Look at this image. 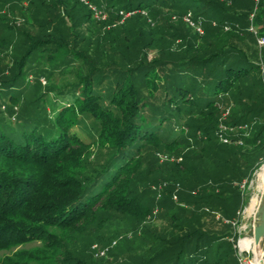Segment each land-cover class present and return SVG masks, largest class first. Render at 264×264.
Returning a JSON list of instances; mask_svg holds the SVG:
<instances>
[{"label":"trees","instance_id":"1","mask_svg":"<svg viewBox=\"0 0 264 264\" xmlns=\"http://www.w3.org/2000/svg\"><path fill=\"white\" fill-rule=\"evenodd\" d=\"M88 1L103 21L81 0L0 13V50L12 47L0 98L21 106L14 123L0 110V250L41 243L0 264H240L239 185L264 160V46L248 30L264 0ZM39 61L75 78L51 101L21 96Z\"/></svg>","mask_w":264,"mask_h":264},{"label":"rangeland","instance_id":"2","mask_svg":"<svg viewBox=\"0 0 264 264\" xmlns=\"http://www.w3.org/2000/svg\"><path fill=\"white\" fill-rule=\"evenodd\" d=\"M81 1L84 3V5L87 6V8L90 10V12L93 15L92 10L84 2V0H81ZM89 2L96 5L100 10H102L104 12V10L102 8H100L99 5H97L96 3L92 2V1H89ZM23 4L24 5L27 4L26 1H23ZM11 6H12V0H0V13L1 14H3V13L8 14L10 12L8 10L9 9L11 10ZM256 6L257 5H255V7ZM260 11H261V9L258 12H260ZM93 17L96 21H103L104 20V19H97V18H95L94 15H93ZM174 20H177V19H174ZM22 23L23 22L18 17L16 20V24L21 26ZM185 24H186V22H185ZM188 27L191 28V26H188ZM10 50H12V47H10L8 50H3V49L0 50V64H2L0 66V80L4 79L5 77H7L8 75L11 74L10 62H12V58L7 57V55L10 54ZM152 53L149 54V57H151ZM3 63H4V65H3ZM47 67L48 66H47L46 62L39 61L34 67L37 69L36 72H33V73H32V71L27 72L26 76H27V80H28L27 81L28 85L23 87L22 92H21L22 97L25 96V98L29 101V100H32L33 97H35L37 94H39V92H41V93L44 92L45 94H47V98H50V101H51V99L55 97V93H56L54 91H50V90H53L52 88L64 85L66 83L69 84V82L75 81L73 74L69 71H67L63 74L57 73L58 75L56 74L54 77H52V79H50L48 77L49 74L45 75L44 72L40 71V68L47 70L48 69ZM35 87H36V89H35ZM15 92H17V91H15ZM8 97H9V95H4V96L2 95V97L0 98V110L3 111V114H2L3 116L8 117L9 119H11L10 121L12 123H14L17 121V117L19 116L21 106L19 104V105L14 106L12 108V104L8 101ZM24 104L26 105V103H22L23 106H24ZM56 109H58V108L56 107ZM46 110L48 112L49 118L52 119V117L54 115L53 114V107L50 104H48L46 106ZM12 115L15 116L14 119H13ZM73 129L81 137H85V139L88 140L87 135H86V133H84L81 126H75ZM240 131L243 132V134L246 136H249L250 134H252L250 126L249 127H242ZM186 134H189V133L187 132ZM156 152H157L158 156H156V157H155V155L153 157L147 156V158L148 157L152 158L150 160V162H152L154 167L157 165L162 166V167L166 166L165 168L160 170V172H161L160 174H167L169 171H166V170L170 169L172 166H171V163L168 164L167 162H165L163 157L165 155H168V153H166V152L162 153L161 150H156ZM170 156H171V160H176L175 154L170 155ZM260 163L261 164L253 170L249 179H247V180L245 179L243 181L244 186L242 187L243 182H241V184L239 185L240 189L242 191L243 205H242L241 210H239V212H238L237 222L234 223V231L238 234V236L235 240V248L237 250V254H238L237 256H238V260H239L240 264L241 263L242 264H249V261H251V259L253 257L252 237L246 236V232L249 229V227L252 225V223L256 219V217H255V213L252 215L248 214L246 212V208L249 206L251 198L253 197V195L256 192V180H255L256 179V172L264 164V160H262ZM158 181H163V178L159 177ZM170 185H168V186H170ZM156 187H158V186L156 185ZM172 190H173V188H172ZM174 193L175 192L172 193L173 198H176V195H174ZM151 202L155 203L154 201H151ZM258 204H257V206H258ZM257 206L255 207V211L257 209ZM154 210H156V209H154ZM155 212H153L154 215H155ZM154 219L156 220L157 224H161V221L158 218L154 217ZM56 231H58V230H56ZM108 232H109V229H106L105 231L100 233L101 236L105 238L102 240V242L104 243V244H102V246H105V247H101L102 249H105V251L107 250L106 246H108L107 243L109 242V239H107L108 238V236H107ZM97 244L98 243L94 240L92 241V243L89 241H87V242L83 241L78 248L84 250V253H91L92 249L95 248L97 246ZM111 244H110V246H113V244L112 245ZM99 245L101 246V244H99ZM40 246H41L40 242L33 241V242H28L25 244L18 245V246H14V247H11L8 249H2V250H0V260H2L5 257H15V254L21 250H29V249L40 247ZM110 246H108V248ZM240 249H243V251H241ZM107 256L108 255H105L103 258L104 259L107 258V260H109L110 257H107Z\"/></svg>","mask_w":264,"mask_h":264},{"label":"built area","instance_id":"3","mask_svg":"<svg viewBox=\"0 0 264 264\" xmlns=\"http://www.w3.org/2000/svg\"><path fill=\"white\" fill-rule=\"evenodd\" d=\"M257 1V0H256ZM84 2L88 5V7L92 10L93 12V15L95 16V18L97 19H105L106 18V14L100 10L96 5L92 4L91 2H89L88 0H84ZM256 11H257V6L254 8V10L250 13V16H249V21H250V24H249V27H248V30L251 31L254 35L257 36V43L260 47L264 46V34L263 35H259L257 33V30L253 24V21H254V17H255V14H256ZM134 11H123V10H120L119 11V14L122 15V18H126L128 17L129 15H131ZM186 20L189 21V18H185ZM189 23L191 25L194 26V23L189 21ZM196 29L199 31V32H202L201 28L200 27H196ZM219 135V138L223 141V142H227V138L222 134H218ZM165 157V156H164ZM179 161V159H177ZM244 186V182L242 183V187ZM160 194H158L159 196ZM156 210H154L153 212H155ZM240 248V247H239ZM241 251H243V249H240ZM240 251V252H241ZM105 253V249H100L98 250L97 254L99 255H102ZM242 264V263H241Z\"/></svg>","mask_w":264,"mask_h":264},{"label":"bare ground","instance_id":"4","mask_svg":"<svg viewBox=\"0 0 264 264\" xmlns=\"http://www.w3.org/2000/svg\"><path fill=\"white\" fill-rule=\"evenodd\" d=\"M255 180H256V192L251 198L249 206L246 208V212L251 215L255 213V207L259 202L260 195L264 191V164L256 172ZM252 246H253L252 249L253 257L251 261H249V264H264V247H262L259 244H255L253 242V238H252Z\"/></svg>","mask_w":264,"mask_h":264},{"label":"water","instance_id":"5","mask_svg":"<svg viewBox=\"0 0 264 264\" xmlns=\"http://www.w3.org/2000/svg\"><path fill=\"white\" fill-rule=\"evenodd\" d=\"M257 209L255 211L256 219L246 232V236L252 237L255 244L264 247V191L260 195Z\"/></svg>","mask_w":264,"mask_h":264},{"label":"crops","instance_id":"6","mask_svg":"<svg viewBox=\"0 0 264 264\" xmlns=\"http://www.w3.org/2000/svg\"><path fill=\"white\" fill-rule=\"evenodd\" d=\"M257 13H258V11H257ZM260 18L262 19L261 21H259V22H254V26H255V28H257L258 26L260 27V26H264V14H263V12H261L260 13Z\"/></svg>","mask_w":264,"mask_h":264}]
</instances>
